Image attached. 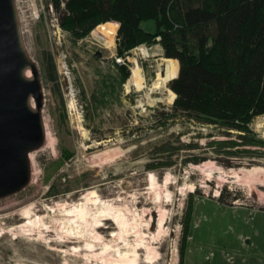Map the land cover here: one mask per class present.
Segmentation results:
<instances>
[{
	"label": "rangeland",
	"instance_id": "374dc122",
	"mask_svg": "<svg viewBox=\"0 0 264 264\" xmlns=\"http://www.w3.org/2000/svg\"><path fill=\"white\" fill-rule=\"evenodd\" d=\"M17 3L42 82L49 141L46 136L32 153L29 185L0 199V264H121V254L132 253L142 242L138 264H179L191 194L194 202L219 200L224 190L228 205L264 209V146H236L228 153L218 150L223 137H210L209 127L190 129L181 121L168 127L165 119L156 118L177 98L170 100L173 79L158 83L167 66L159 41L120 56L118 31L113 41L97 27L76 39L61 26L51 0ZM143 27L154 29L155 24L147 21ZM50 56L57 80L50 76ZM137 65L141 89L132 80ZM251 127L264 139V114ZM78 204H87L94 214L104 207L118 211L127 227L112 219L104 220L107 229L100 231L91 222L87 230L71 227L63 213ZM29 209L34 225L24 227ZM248 217V237L240 250L246 260L237 257L235 264H264L261 217ZM127 228L131 236L124 241ZM233 228L234 223H222L219 233ZM190 234L195 235L192 224Z\"/></svg>",
	"mask_w": 264,
	"mask_h": 264
},
{
	"label": "trees",
	"instance_id": "16d2710c",
	"mask_svg": "<svg viewBox=\"0 0 264 264\" xmlns=\"http://www.w3.org/2000/svg\"><path fill=\"white\" fill-rule=\"evenodd\" d=\"M51 1L61 26L76 39L113 22L120 56L159 41L166 57L179 60V75L170 82L177 98L155 114L159 121L165 119L168 127L178 121L190 129L209 127L210 137H223L218 150L228 153L236 146H264L251 127L264 114V0ZM147 21L154 22V29L143 27ZM49 72L57 80L53 56ZM193 196L183 223L179 264L186 260ZM219 201L229 203L224 190Z\"/></svg>",
	"mask_w": 264,
	"mask_h": 264
},
{
	"label": "water",
	"instance_id": "95a60500",
	"mask_svg": "<svg viewBox=\"0 0 264 264\" xmlns=\"http://www.w3.org/2000/svg\"><path fill=\"white\" fill-rule=\"evenodd\" d=\"M30 70L33 76L28 75ZM43 100L38 66L25 42L17 0H0V199L31 182V155L47 136Z\"/></svg>",
	"mask_w": 264,
	"mask_h": 264
},
{
	"label": "crops",
	"instance_id": "0c3cea01",
	"mask_svg": "<svg viewBox=\"0 0 264 264\" xmlns=\"http://www.w3.org/2000/svg\"><path fill=\"white\" fill-rule=\"evenodd\" d=\"M253 214L261 217L259 226L264 230V209L255 205H228L211 198L196 201L192 217V231L195 235L190 234L185 264H235L237 257L245 261L246 255L240 250L248 237V216ZM222 223H234L237 229L233 228L232 233L226 230L219 233ZM214 228L215 236L211 233ZM256 231L259 234L262 232ZM256 246L255 242L253 247Z\"/></svg>",
	"mask_w": 264,
	"mask_h": 264
},
{
	"label": "bare ground",
	"instance_id": "6f19581e",
	"mask_svg": "<svg viewBox=\"0 0 264 264\" xmlns=\"http://www.w3.org/2000/svg\"><path fill=\"white\" fill-rule=\"evenodd\" d=\"M97 28L98 29H101L102 32L104 33V35H106V37L109 40H111V41L114 40V37H115V35L117 33V27H115V23H113V22H105V23L97 26ZM165 61L167 63L166 64L167 65L166 66V75L165 74H160L159 75V79H161V80L160 81L158 80V83L161 82L160 84H162V85L165 84V83H167L168 81H170V79L172 77L176 76L179 73V70H180V62H179L178 59H176V58H170V57H165ZM28 75L29 76H31V75L33 76V73H32L31 70L28 71ZM132 80L134 81V85L137 88H139V89L143 88V75H142L141 68H140L139 65H137L136 67L133 68V71H132ZM171 94H172V96H171V99L170 100L173 101L176 98V93L174 91H172ZM47 137H48V132H47ZM48 141H49V137H48ZM32 156H33V154L31 155V157ZM32 159H33V157H32ZM92 194H93L94 198L95 197H98L96 191H92ZM83 198H85V197H83ZM96 203L99 204V201H97V199H96ZM26 209H24V210H26ZM66 210L67 211H65L63 213V215H65L66 217H68L67 218L68 219L67 220L68 221V224L71 227H78V229H80L79 227L83 228L82 230L90 229V228H88V225H87L90 222L99 231L100 230H103V229H107V228H104L103 221L104 220H111V219L114 220L116 222V224H118L119 227L120 226L122 228L127 227V225L124 224V220L126 222L125 216L124 217L123 216H120L118 214V211L112 212L111 211V208L104 207L100 212H97V213L94 214L93 212H91L90 210H88V205L87 204H78L76 207H73V208L70 207V208H68ZM23 215H24L23 216L24 217V221H23L22 225H24V227H27V226L28 227H33L32 225H34V222H33V219H32L33 216H32V213H31L30 209L27 210V211H24V214ZM160 216H161V214H160ZM36 223L37 222H35V224ZM159 223L162 224V222H159ZM36 225H38V224H36ZM129 230L130 229L127 228V230L125 231V234H123V236H122L123 237V240L124 239L128 240V238L131 236V234H129ZM113 235L115 236L117 234H113ZM126 240H124V241H126ZM140 245L141 246H138V247L136 246L137 248H133L132 249L133 250L132 253L125 251L126 253L121 254L122 255L121 256V259H120L122 261L121 264H138L139 250H141L142 248L145 247V245H144L143 242ZM91 247H93V246H91ZM117 259H119V258H117ZM107 260H109V259H107ZM146 261H148V262L151 263L152 262L151 256H149V258L146 259Z\"/></svg>",
	"mask_w": 264,
	"mask_h": 264
}]
</instances>
